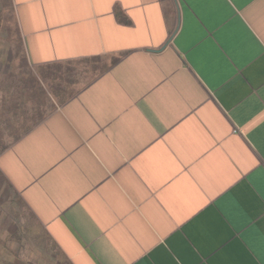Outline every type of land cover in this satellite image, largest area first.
<instances>
[{
  "label": "crops",
  "instance_id": "0c3cea01",
  "mask_svg": "<svg viewBox=\"0 0 264 264\" xmlns=\"http://www.w3.org/2000/svg\"><path fill=\"white\" fill-rule=\"evenodd\" d=\"M54 107L0 153L69 264H264V0H12Z\"/></svg>",
  "mask_w": 264,
  "mask_h": 264
},
{
  "label": "rangeland",
  "instance_id": "374dc122",
  "mask_svg": "<svg viewBox=\"0 0 264 264\" xmlns=\"http://www.w3.org/2000/svg\"><path fill=\"white\" fill-rule=\"evenodd\" d=\"M26 60L13 2L0 0V153L54 107ZM0 264H69L0 176Z\"/></svg>",
  "mask_w": 264,
  "mask_h": 264
},
{
  "label": "trees",
  "instance_id": "16d2710c",
  "mask_svg": "<svg viewBox=\"0 0 264 264\" xmlns=\"http://www.w3.org/2000/svg\"><path fill=\"white\" fill-rule=\"evenodd\" d=\"M9 2H11V0H8Z\"/></svg>",
  "mask_w": 264,
  "mask_h": 264
}]
</instances>
